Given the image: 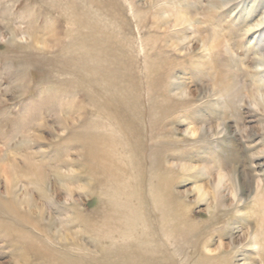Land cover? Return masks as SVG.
Returning a JSON list of instances; mask_svg holds the SVG:
<instances>
[{"label":"rangeland","instance_id":"374dc122","mask_svg":"<svg viewBox=\"0 0 264 264\" xmlns=\"http://www.w3.org/2000/svg\"><path fill=\"white\" fill-rule=\"evenodd\" d=\"M0 264H264V0H0Z\"/></svg>","mask_w":264,"mask_h":264},{"label":"bare ground","instance_id":"6f19581e","mask_svg":"<svg viewBox=\"0 0 264 264\" xmlns=\"http://www.w3.org/2000/svg\"><path fill=\"white\" fill-rule=\"evenodd\" d=\"M244 187V183H240L239 184V190H240V192L242 191V188Z\"/></svg>","mask_w":264,"mask_h":264}]
</instances>
